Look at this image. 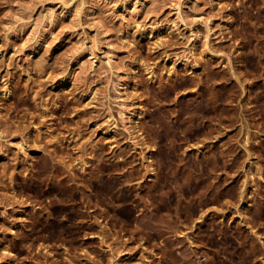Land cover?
I'll use <instances>...</instances> for the list:
<instances>
[{
    "label": "rangeland",
    "instance_id": "374dc122",
    "mask_svg": "<svg viewBox=\"0 0 264 264\" xmlns=\"http://www.w3.org/2000/svg\"><path fill=\"white\" fill-rule=\"evenodd\" d=\"M90 1L0 0V264H264V0Z\"/></svg>",
    "mask_w": 264,
    "mask_h": 264
},
{
    "label": "bare ground",
    "instance_id": "6f19581e",
    "mask_svg": "<svg viewBox=\"0 0 264 264\" xmlns=\"http://www.w3.org/2000/svg\"><path fill=\"white\" fill-rule=\"evenodd\" d=\"M121 1V8L122 9H124V11L126 10V8L128 7H126V4L127 3H130V5H129V7H128V9H130L131 8V10H129V11H133V10H136V8H137V6H136V4H137V1H135V0H120ZM143 1H147V0H143ZM95 1H93V0H91L90 1V3H89V8L90 9H95ZM123 11V12H124ZM159 31V28L158 27H151L146 33H149V36H151V34L150 33H156V32H158ZM256 31V30H255ZM256 38V37H255ZM257 42V41H256ZM260 43H261V40L259 41ZM259 42H258V44H259ZM244 44V43H243ZM256 44V43H255ZM244 46V45H243ZM259 46V45H258ZM257 46V47H258ZM261 48V47H260ZM260 48H259V50H260ZM262 48H264V46L262 47ZM261 48V49H262ZM255 48H253V50H254ZM256 49H258V48H256ZM255 49V50H256ZM206 51H204V52H206V55L208 56H210V57H212V58H215L216 56H215V52L213 51V50H211L210 48H207V49H205ZM258 50V51H259ZM258 51L256 50V53L258 54ZM214 52V53H213ZM251 53V52H250ZM255 53V52H254ZM253 53V54H254ZM260 53H262V50L260 51ZM243 54V53H242ZM253 54H252V56H253ZM255 55V54H254ZM264 55V54H263ZM225 58L228 60V62H231L230 61V56L228 55V54H226L225 53ZM257 58H259L258 56H257ZM262 58V57H261ZM262 60V59H261ZM259 62H261V61H259ZM186 63V62H185ZM183 64H184V62H183ZM264 65V64H263ZM232 68V65H231V67H230V69ZM261 68V67H260ZM263 69H264V67H262ZM260 70H262V69H260ZM263 72H264V70H263ZM212 73V72H211ZM210 73V74H211ZM209 74V73H208ZM209 74V75H210ZM215 74V73H214ZM230 76L233 78V79H235V81H233V83L234 82H237V83H239L240 84V86H242L243 85V83H242V81L241 80H243V79H241L240 78V74L238 75L237 74V72H235L234 71V69L232 68V70L230 71ZM262 74V73H261ZM259 75H260V71H259ZM263 75H264V73H263ZM242 76V75H241ZM262 77V76H261ZM200 79V78H199ZM209 79H211V78H209ZM264 79V78H263ZM206 80L207 79H205V82H206ZM256 81H257V79H255ZM195 81H197V80H195ZM194 81V83H195V85H194V87L195 86H198L199 84H197L196 82ZM208 81H210V80H208ZM256 81H251L250 82V87L251 88H253V89H259V87L262 85V83L260 84V83H258V82H256ZM198 82H201L200 80H198ZM203 83V82H202ZM264 83V82H263ZM217 84H218V82H217ZM222 84V83H221ZM220 84V85H221ZM225 84V83H224ZM227 84V83H226ZM229 84V83H228ZM235 84V83H234ZM233 84V85H234ZM212 85V84H211ZM230 85H231V83H230ZM230 85H228V86H230ZM264 85V84H263ZM216 86V85H215ZM219 86V85H218ZM225 86H227V85H225ZM237 85L235 84V87H236ZM209 87H210V84H209ZM214 87V86H213ZM223 86L221 85V88H222ZM234 87V86H233ZM233 87H231V89L233 88ZM203 88H204V85H203ZM207 88V87H206ZM228 88V87H227ZM197 89H199V88H197ZM196 89V90H197ZM216 89H217V86H216ZM225 89V88H224ZM229 89H230V87H229ZM244 89V88H243ZM200 90V89H199ZM206 90V89H205ZM208 91H209V89H207ZM233 90V89H232ZM195 90H192V92H194ZM207 91V92H208ZM210 91H211V94H210V92H208L210 95H213V97H214V93H215V91H214V89L213 88H211L210 87ZM219 91V90H218ZM223 91H225V90H223ZM229 91V93L230 92H232L231 90H228ZM220 92V91H219ZM226 93H227V89H226V91H225ZM234 92H236V91H234ZM242 92H244V90L243 91H241V93ZM202 93V92H201ZM217 93V92H216ZM229 93H228V96L229 97H231L232 95L230 94L229 95ZM193 94V93H192ZM198 94H199V91H198ZM203 94V93H202ZM201 95V94H200ZM209 95V96H210ZM237 96V95H236ZM233 97H234V94H233ZM208 99V98H207ZM209 99H211V98H209ZM219 99V98H218ZM233 99H236V98H233ZM212 100V99H211ZM217 100V99H216ZM230 100H232L231 98H230ZM240 101V100H239ZM211 102V101H210ZM213 103H214V101H213ZM218 104V103H217ZM239 104V103H238ZM211 106H212V104H211ZM214 106V105H213ZM213 108V107H212ZM216 108V107H215ZM243 108V107H242ZM241 108V109H242ZM242 113V112H241ZM138 115V114H137ZM239 115V114H238ZM243 115V114H242ZM241 115V117L239 116V118H242V121L244 120V118H243V116ZM220 116V115H219ZM135 118H137L136 116H135ZM238 118V117H237ZM231 119H233V118H231ZM227 120H229V119H227ZM235 120V119H234ZM240 120V119H239ZM238 120V121H239ZM178 121V120H177ZM230 121V120H229ZM245 121H246V119H245ZM234 122V121H233ZM242 123V122H241ZM247 122H245L244 124L242 123V131H243V135H242V144L243 145H245L247 142H248V135H249V131H248V125L246 124ZM135 125V124H134ZM240 125V124H239ZM211 126V125H210ZM209 127V126H208ZM134 128H135V126H134ZM209 128H211V127H209ZM215 129H218L217 127H215ZM212 130H213V128H212ZM134 132H136V134L134 135V136H131V138L133 139V141H134V144L135 145H137L138 147H141L142 148V146H145L146 148H147V146L149 145L148 143H146V140H144V138H143V133H142V131H140L139 129H134L133 130V132L132 133H134ZM209 132V131H208ZM130 138V140H132ZM132 141V142H133ZM19 145L22 147L23 146V143L22 142H20L19 143ZM198 145H199V143H198ZM203 146V145H202ZM149 147V146H148ZM194 147V146H193ZM195 147H198V146H195ZM140 149V148H139ZM143 149V148H142ZM141 149V151H140V155H141V153L143 152V150ZM196 149V148H195ZM139 152V151H138ZM221 152V151H220ZM223 152V151H222ZM146 155H141L142 156V159H145L146 160V163H145V169H146V172H148V175H150L151 173L153 174V165L151 164V161L152 160H150L149 159V156H148V154L147 153H145ZM247 155L249 156L250 155V153L249 152H247ZM122 159V158H121ZM125 160V159H124ZM121 161V160H120ZM123 161V160H122ZM126 161H128V160H126ZM126 161H125V163H126ZM120 163V162H119ZM119 163H114L115 165L116 164H119ZM123 164V163H122ZM225 164H227V163H225ZM229 164V163H228ZM231 164V163H230ZM105 165V164H104ZM120 165V164H119ZM121 166H123V165H121ZM229 166H231V165H229ZM227 167V166H226ZM121 168V167H120ZM125 168V167H124ZM122 170V169H121ZM124 170V169H123ZM128 170V169H127ZM125 171V170H124ZM121 172V171H120ZM123 174V173H122ZM131 174H129V176L128 177H130V179H131V176H130ZM120 176V175H119ZM133 176V175H132ZM125 177V176H124ZM125 179H127L126 177H125ZM167 193V192H166ZM249 193H250V191H244V189L241 191V196L239 197L240 198V200H239V198H238V200L240 201V205L242 206V208L241 209H243V211H241V212H243V214H244V208L247 206V205H249V201H250V195H249ZM226 211V210H225ZM224 211V212H225ZM240 212V213H241ZM210 213V212H209ZM238 214L237 216H239V218H240V216H242L241 214ZM245 215V214H244ZM204 216V215H203ZM199 217H200V215H199ZM199 217H198V219H199ZM202 218V217H201ZM197 219V220H198ZM202 221H203V219H201ZM205 220V219H204ZM191 221V220H190ZM193 221V220H192ZM202 221H199L198 220V222H200V224H202ZM194 222V221H193ZM192 222V224H194ZM191 223V222H190ZM197 223V222H196ZM204 224V223H203ZM196 225V224H195ZM195 225H194V227H195ZM188 226V225H187ZM190 226H192V225H190ZM185 227V226H184ZM228 227V226H227ZM198 228V227H197ZM230 228H231V226H230ZM185 229H187V228H185ZM231 236V235H230ZM3 250H5V249H3Z\"/></svg>",
    "mask_w": 264,
    "mask_h": 264
}]
</instances>
